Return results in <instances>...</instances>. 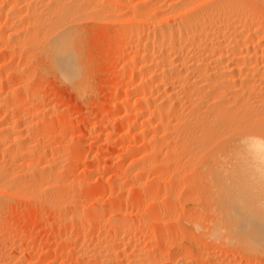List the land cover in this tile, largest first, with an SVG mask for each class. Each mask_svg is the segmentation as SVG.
<instances>
[{"label":"bare ground","instance_id":"bare-ground-1","mask_svg":"<svg viewBox=\"0 0 264 264\" xmlns=\"http://www.w3.org/2000/svg\"><path fill=\"white\" fill-rule=\"evenodd\" d=\"M89 23L116 28L103 50L113 72L100 104L109 116L102 110L88 129L104 140L114 134L129 152L112 149L79 180L72 141L55 137L71 126L67 109L58 107L62 97L41 94L46 76H37L42 70L87 99ZM147 171L150 214H170L175 187H188L201 205L192 242L217 264H264V0H0V264H165L164 251H127ZM101 187L108 199L90 195ZM29 209L35 228H14L11 215Z\"/></svg>","mask_w":264,"mask_h":264},{"label":"rangeland","instance_id":"rangeland-1","mask_svg":"<svg viewBox=\"0 0 264 264\" xmlns=\"http://www.w3.org/2000/svg\"><path fill=\"white\" fill-rule=\"evenodd\" d=\"M89 26L87 28H85L86 26ZM101 26V27H100ZM97 24V26H95V24L92 25V23L90 24H86L85 27L83 28L84 29V34H83V44H82V47H83V55H82V60L84 61V67H85V72H89V75L90 77H88V79L90 78L91 80L88 81L89 84V93L88 95L86 96V100L84 101H80L78 100L74 94L72 93V91H70V89L64 85L63 83H59L57 81H55L53 78H48L47 75H45V73L42 72V70H39L38 69V76H46L45 77V80L46 82L43 80L44 78L41 76L39 78L41 79H38V81L41 82V80H43V82H41L44 86V88L41 87V94L43 95H46V96H58V97H62V103L58 104L59 106L58 107H62L63 108H66V112L67 113H64L65 114V117L66 119H63V121H66L71 123V126L70 125H67L68 127H61L63 129L60 128L61 124H57L58 128H56V132H58L59 128L61 129L60 132H58L57 134L59 135H56L55 137L60 139V135H63L61 136V139L63 138L64 140L66 139V141H72L70 143H72V147L71 149L68 150V153H71V156H72V152L74 150V152L76 154H73L74 157H77L78 156L80 158H78V160H80L79 162H74L75 165L70 164V167L72 169V174H76V176H74L75 178H78L79 180L83 179V180H89V175H94L96 174V171H93L89 168H91L90 165H98L101 167L102 165V161H103V156H106L110 153V151H112V149L116 148L115 150V153L117 154H120V156H122L121 154H123V156H125L129 151L127 149L128 147V144L127 142L125 144L127 145H117V144H113L115 140V135L113 134L112 137H110V139L108 140H104L102 137L101 139L99 137H97V131L96 130L95 132H91L88 127L92 126V125H95V122H96V117L97 119L103 115L102 113V110H104L103 112H106L108 108L104 107L105 109H101L102 104L104 105V102L106 103L108 101V98H109V82H111V74L113 72H111V70L109 71L110 68V63L111 62V58L109 56L106 57V54H104L103 52L106 50L105 48H108L106 46H108V41L111 40V36L110 35H113L112 34V29L115 30L116 27H108L110 29L106 30L107 27L105 28V30H103L104 28L102 27V25ZM103 28V29H102ZM86 29V30H85ZM113 30V31H114ZM105 32V33H104ZM108 32V33H107ZM111 32V33H110ZM115 32V31H114ZM113 32V33H114ZM106 33L108 36H106ZM105 35V36H104ZM110 37V38H109ZM104 50V51H103ZM102 53V54H101ZM84 57V58H83ZM102 57H106V59L104 60ZM104 60V61H103ZM108 61V62H107ZM102 67H104L102 69ZM105 69V70H104ZM108 70V71H107ZM41 71V73H39ZM43 73V75H42ZM43 91V92H42ZM46 94H45V93ZM53 94V95H52ZM107 100V101H106ZM97 103V104H96ZM100 105V106H99ZM106 105V104H105ZM56 107V106H55ZM68 107V108H67ZM70 109V110H69ZM102 113L100 115V113ZM108 112V111H107ZM104 113L105 115L109 116L108 114L109 113ZM63 114V115H64ZM81 114V115H80ZM99 115V116H98ZM104 115V117H105ZM106 116V117H107ZM63 118V116H62ZM62 118H60L57 122L58 123H63L62 122ZM71 121V122H70ZM91 121V122H90ZM95 121V122H94ZM119 123V122H118ZM74 124V125H73ZM77 124V125H76ZM112 124V123H110ZM75 126V127H74ZM115 128H118L117 127V123H115ZM119 126V125H118ZM68 129V130H67ZM71 130V131H69ZM68 131V132H67ZM72 132V133H71ZM76 133V134H75ZM59 136V137H58ZM71 137V138H69ZM91 140V141H90ZM74 144V145H73ZM102 144V145H101ZM116 145V146H114ZM120 146V147H119ZM122 146V147H121ZM101 147V148H100ZM106 147V148H105ZM78 148V149H76ZM125 148V149H124ZM111 149V150H110ZM81 151V152H80ZM84 152V155H83V152ZM101 151V152H100ZM73 152V153H74ZM98 152V153H97ZM108 153V154H107ZM98 154V155H96ZM102 155V156H101ZM83 156V158H82ZM95 156V157H94ZM73 158V157H72ZM121 161L120 158L116 159L113 167H117V164ZM72 163V162H71ZM76 164H77V167H76ZM82 164V165H81ZM89 166V167H88ZM72 167H75V168H72ZM88 169H87V168ZM70 169V170H71ZM87 170V171H85ZM113 170V169H112ZM74 171V173H73ZM114 171V170H113ZM117 171V169H115V172ZM77 172V173H75ZM148 172V171H147ZM142 173L141 176H140V179H141V182L142 183V188L143 190H141L140 192L142 193V199L140 200L141 202H139V205H141L139 208L140 211H138V213H140V215L138 214H135L133 215V217H131L130 219H132V221L129 219L128 221V224L130 226V231L132 233V238L131 241L129 243H132V244H129V247L127 248V251L130 252L131 250L132 251H135L137 248H140V247H146L149 251L152 252V254H158L160 253L161 251H164L163 254H164V262H166L165 264H171L173 262H175L178 258H181V260L185 261V262H182L181 263V260H180V263L181 264H217L216 258H211L209 252H205L203 251L201 248H202V245L200 243H198V248L196 247V241H193L190 239V232H191V227L192 226V213L194 212L195 209L199 210L198 208H200L201 210V205L197 203H195L193 200H191V196L189 195L190 193L188 192L189 190L187 188H178V187H175L176 191H177V196H180V199L182 197V199L185 201V203L183 204V200H182V203H181V200L180 199H177V203L175 202V205L173 206V208L171 209L170 211V214H169V211H165V213H162L160 214V217H163V218H157V217H154L152 214L153 212V209H149L148 208V199H149V195L148 193L146 192V188L152 186L151 182H150V179L153 177V174H149V172L147 173ZM89 174V175H88ZM170 173L167 174V176L169 175ZM82 175V177H81ZM90 175V176H91ZM146 177H145V176ZM88 176V177H87ZM150 176V177H149ZM146 179H145V178ZM149 177V178H148ZM143 178V179H142ZM82 180V181H83ZM164 180L161 179V182H160V186L162 187L161 190H163V187L164 185H166V183L163 182ZM86 182V181H85ZM147 182H149L150 184H147ZM145 184H147L145 186ZM109 184H107V187H108ZM144 185V187H143ZM106 186V184H105ZM140 186V187H141ZM194 186V185H193ZM192 186V189H195L194 187ZM198 186V184H197ZM110 187V186H109ZM141 188V189H142ZM106 187H104V190L103 188L101 187L99 190H97V192H91L90 195H94V199H97L98 197L102 196V194H106V191L108 190V188L106 189ZM182 192H186V194H182L180 192V190ZM185 189V190H184ZM187 189V190H186ZM103 192H101V191ZM100 191V192H99ZM105 191V192H104ZM179 191V192H178ZM98 193V194H97ZM100 193H102L100 195ZM135 193V191L133 189H130L129 190V194L130 195H133ZM105 194L102 196V199L105 198V199H108L107 195L105 196ZM146 194V195H145ZM100 195V196H99ZM162 195V193H161ZM184 195V196H182ZM188 195V196H187ZM147 197V199H146ZM164 198V195L161 196L159 198V202H160V205L158 207V205L156 206V208H162L161 205L163 206L164 204L168 203L167 200L164 202L163 198ZM189 197V199H188ZM101 198V197H100ZM179 198V197H178ZM145 199V200H144ZM164 204H162L163 202ZM189 200V201H188ZM142 201H146L145 202V206H144V203ZM191 201V202H190ZM162 202V203H161ZM194 202V204H192ZM181 203V204H180ZM159 204V203H158ZM179 204V205H178ZM101 205H104V201H102ZM187 207H186V206ZM191 205V206H189ZM196 205V206H195ZM200 205V206H199ZM177 206V207H176ZM127 207L130 209V204L127 205ZM144 207V208H143ZM179 207V208H178ZM190 209H189V208ZM191 207L193 208L191 210ZM196 207V208H195ZM104 210H106L105 208L106 207H103ZM182 208V209H181ZM184 208V209H183ZM102 209V208H100ZM143 209V210H142ZM175 209V210H174ZM33 210V209H32ZM31 209L29 210H22V211H17V212H14L12 220H10L11 218H9V220L12 222V226L15 228V227H21V226H25V227H30L31 228H35L33 225H35V222L34 221H31V217H32V214L34 215V211H32ZM108 210V209H107ZM106 210V211H107ZM150 210V211H149ZM158 211V209H156ZM154 209V211H156ZM162 210V209H161ZM183 210H186L185 212ZM189 210V211H188ZM191 210V211H190ZM32 211V212H31ZM175 211V212H174ZM180 211V213H179ZM34 212V213H33ZM172 214V215H171ZM29 215V216H28ZM176 215V216H175ZM139 217L137 219V217ZM168 216V217H167ZM28 217H29V220H28ZM136 217V218H135ZM146 217V218H145ZM153 217V218H152ZM171 219L170 223H173L170 225L169 219ZM181 217V218H180ZM166 218V220H165ZM168 218V220H167ZM185 218V219H184ZM192 218V219H191ZM157 219H160V220H157ZM175 219V220H174ZM187 219V221H186ZM157 220V221H156ZM165 220V221H163ZM150 221V223H149ZM168 221V223H167ZM186 221V222H185ZM189 221V222H188ZM34 222V224H33ZM138 222V223H137ZM161 225H159V223ZM162 223H167L169 226V232L168 234L165 235V239L162 241V239H159V236H158V231L159 229H161V226H162ZM191 223V224H190ZM22 224V225H21ZM24 224V225H23ZM37 225V223H36ZM40 225V224H39ZM137 225V226H136ZM140 225L142 226V228L140 227ZM159 225V226H158ZM189 225V226H188ZM32 226V227H31ZM38 227V226H36ZM137 227V228H136ZM145 227H148V228H151L154 230V233L152 235V237H149L148 235H143L142 233V229L145 228ZM190 227V228H189ZM27 228V229H28ZM189 228V229H188ZM134 230V231H133ZM140 230V232H139ZM138 231L136 234L135 232ZM134 232V233H133ZM139 233V234H138ZM135 234V235H133ZM142 234V235H140ZM140 235V236H139ZM155 236V237H154ZM47 238V235H43V240L41 239V241H44L45 239ZM89 238V237H88ZM91 238V237H90ZM89 238V240H90ZM151 238V239H150ZM179 239V240H178ZM189 239V240H188ZM88 240V239H87ZM36 242H40L39 239L35 240ZM143 241V242H142ZM191 243H190V242ZM37 242V243H38ZM136 244H135V243ZM176 242V243H175ZM87 243V242H86ZM194 245H190V244H193ZM196 243V244H195ZM88 244V243H87ZM90 244V243H89ZM134 244V246H132ZM177 244V245H176ZM181 244L183 246H181ZM91 245V244H90ZM164 247H163V246ZM187 245V247H186ZM201 245V246H200ZM133 249H132V247ZM153 246H156V247H153ZM189 246H190V249H189ZM200 246V247H199ZM174 249H173V248ZM178 247V248H177ZM184 247V248H183ZM186 247V249H185ZM183 248V249H182ZM130 249V250H129ZM135 249V250H134ZM156 249V250H155ZM173 249V250H172ZM180 249V250H179ZM201 249V252L198 253V251H200ZM184 250V251H183ZM197 250V251H196ZM54 251V249H53ZM52 251V252H53ZM183 251V252H182ZM51 252V251H50ZM149 252V253H151ZM157 252V253H156ZM185 253V254H184ZM193 253V254H192ZM197 253V254H196ZM202 253V255H201ZM42 256L44 257H47L49 258L48 256H50L49 253H46V251H42ZM47 254V255H46ZM199 254V255H198ZM205 254V255H204ZM208 254V255H207ZM197 255V256H196ZM181 256V257H180ZM198 257V258H197ZM202 257V258H201ZM190 258H192L193 260H191ZM197 258V259H196ZM208 258V259H207ZM211 258V260L209 259ZM176 259V260H175ZM186 259V260H185ZM189 261H188V260ZM195 260V261H194ZM202 260V261H201ZM213 260L215 262H213ZM46 261V259H45ZM193 261V262H192ZM206 261V263H205ZM211 261V263L209 262ZM223 261V260H222ZM187 262V263H186ZM189 262V263H188ZM198 262V263H197Z\"/></svg>","mask_w":264,"mask_h":264}]
</instances>
